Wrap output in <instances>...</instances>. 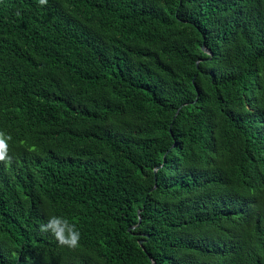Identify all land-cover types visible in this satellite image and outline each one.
Masks as SVG:
<instances>
[{
    "label": "trees",
    "instance_id": "obj_1",
    "mask_svg": "<svg viewBox=\"0 0 264 264\" xmlns=\"http://www.w3.org/2000/svg\"><path fill=\"white\" fill-rule=\"evenodd\" d=\"M0 130V264H264V0H0Z\"/></svg>",
    "mask_w": 264,
    "mask_h": 264
},
{
    "label": "clouds",
    "instance_id": "obj_2",
    "mask_svg": "<svg viewBox=\"0 0 264 264\" xmlns=\"http://www.w3.org/2000/svg\"><path fill=\"white\" fill-rule=\"evenodd\" d=\"M48 0H39L40 5H46ZM10 141L12 136L8 135L5 131L0 130V164L10 166L12 163V157L9 155L10 152ZM31 151H36L33 146ZM39 231L41 233L51 234L56 242L69 249H76L80 242V231L77 225L70 222L64 216L49 215L47 219L39 225Z\"/></svg>",
    "mask_w": 264,
    "mask_h": 264
},
{
    "label": "water",
    "instance_id": "obj_3",
    "mask_svg": "<svg viewBox=\"0 0 264 264\" xmlns=\"http://www.w3.org/2000/svg\"><path fill=\"white\" fill-rule=\"evenodd\" d=\"M203 50H204L206 53H208V54H210V55H213L212 52L206 48V46H203ZM201 61H203V60H200V61L198 62V67H199V64H200ZM161 167H162V166L157 167L156 170H155V172H157L158 169H160ZM139 217H140V222H141V221H142L141 211H139ZM134 229H135V227H132V228H130L129 231H132V230H134ZM140 244L143 245V241H140ZM152 261H153V264H157L154 260H152Z\"/></svg>",
    "mask_w": 264,
    "mask_h": 264
}]
</instances>
